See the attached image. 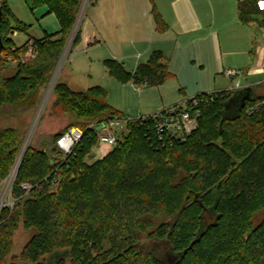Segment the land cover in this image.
<instances>
[{"label":"trees","instance_id":"1","mask_svg":"<svg viewBox=\"0 0 264 264\" xmlns=\"http://www.w3.org/2000/svg\"><path fill=\"white\" fill-rule=\"evenodd\" d=\"M9 1L0 0V115L36 108L39 89L52 76L81 6V0H28L32 10L47 7L61 28L30 37L34 55L23 59L29 42L15 46L12 35L29 26L15 17ZM95 1L89 0V7ZM152 10L161 26L160 14L155 6ZM237 11L242 24L261 17L254 0H237ZM80 39L81 27L72 49ZM13 62L18 63L14 74L5 75ZM105 65L121 83L152 87L171 76L159 51L131 73L116 60ZM54 89V112L72 113L80 121L70 127L85 135L65 160L56 143L70 127L54 137L51 151L28 147L12 187L13 208L0 210V264H66L69 258L71 264H264V219L258 221L264 212V105L248 113L264 94L251 87L252 97L239 114L223 120L234 91L215 93L199 106L196 130L174 146L157 144L151 124L130 119L117 147L88 163L98 144L88 126L124 116L101 87L77 92L59 83ZM22 142L18 130H0V185ZM24 183L33 188L23 190ZM21 224L33 235L15 257L12 238ZM142 237L155 249L140 244Z\"/></svg>","mask_w":264,"mask_h":264},{"label":"rangeland","instance_id":"2","mask_svg":"<svg viewBox=\"0 0 264 264\" xmlns=\"http://www.w3.org/2000/svg\"><path fill=\"white\" fill-rule=\"evenodd\" d=\"M84 1L86 0H81L80 12L78 14L80 17L78 20L79 28L82 25V20L90 5L88 0L87 7L83 10L82 5ZM8 6L19 21L29 26L28 31L25 33H13L12 40L15 46L20 47L27 42L31 43L30 37L38 39L43 37L45 33L54 34L61 28L57 17L53 14H49L45 6L32 10L28 4V0H10ZM263 24L264 18L259 17L251 24L244 25L248 34L253 37V42L251 43L250 41V49H253L256 43L261 45L264 44L260 28ZM231 30L234 31V28L230 26L226 29V33ZM77 33V30L73 32L72 29L52 76L40 87V99L36 108L26 113L17 112L14 115H0V130L14 128L19 131L23 140L20 152L31 133L32 135L28 147L31 146L39 150L46 149L51 151L54 146V137L65 131L68 127L79 123L80 120L76 119L72 113L56 114L54 112L53 106L57 99L54 88L59 83H67L70 87L66 85L71 90L73 89V91L77 92L86 91L92 87H101L107 91V102L111 107L121 114V116L131 119L151 115L172 106L183 105L186 100L202 93L228 91L234 87V83L222 74V70L225 72V70L230 69L229 61L222 54L225 50H220L218 46L214 48V51L211 50L205 55V57H207V66L203 69L199 68L198 60L196 63L191 62L193 59H197L192 56V50L177 51L174 59L176 60V64L178 62L177 60H180L177 64L180 77H176V74L170 69L169 71L173 73L172 75H175H171L161 85L142 87L140 85H133L132 83H121L111 76L104 67L103 61L117 59L124 64L126 70L133 71L137 64L147 61L148 58H140V56H138L137 49L129 44L131 41L130 39H108L97 42V40H94L95 38L88 40L86 36H84L72 49ZM238 34L239 33L236 35ZM232 44L231 47L233 49L235 47H233ZM33 55L34 48H28L24 52L23 59L31 58ZM229 60L231 61V58ZM239 62L242 63L243 61ZM17 65V62L11 63L5 75H13ZM173 66L175 67L176 65L173 63ZM216 69H219V71ZM241 69L242 68L238 70L241 71ZM247 70L248 69H245V72ZM56 71L57 78L53 81V76ZM246 79L248 83L264 82V73L261 75H247ZM239 81L242 86L245 84L246 81L243 75H240ZM236 92L237 96H239L242 89H236L234 94ZM258 93L264 94V83L263 87H260ZM232 110H239V103L237 100L233 104L231 111ZM101 128L102 127L99 129ZM114 131L119 136L123 131L126 132V128L124 126H116ZM100 155V149L96 146L92 149L86 161L88 163H93L98 160ZM18 157L19 155L17 156L10 174L17 167L16 163ZM10 174L0 185V209L4 207H9L11 209L15 203L11 190H9L10 185L8 180L10 179ZM263 219L264 212L260 214L258 221ZM161 221L162 218L156 219L158 224H160ZM32 235L33 232L27 231L23 224H21L18 230L13 234L11 256H19ZM140 244L148 245L152 250L155 249L153 243L146 237L140 239ZM70 262L71 260L69 258L66 264H71Z\"/></svg>","mask_w":264,"mask_h":264},{"label":"crops","instance_id":"3","mask_svg":"<svg viewBox=\"0 0 264 264\" xmlns=\"http://www.w3.org/2000/svg\"><path fill=\"white\" fill-rule=\"evenodd\" d=\"M154 6L161 16V26L154 18ZM244 25L238 18L237 0H96L82 20L81 39L84 36L88 40L95 38L97 42L130 39L129 44L137 49L138 56L148 58L145 63L154 52H161L167 59L168 70L171 69L178 78L177 64L180 60L176 64L174 59L177 51L192 50V56L197 59L191 62L198 60L199 68L203 69L207 66L205 55L218 46L220 50H225L222 54L229 61V68L238 71V76L229 80L234 84L238 81L241 85L239 77L243 75L246 82L240 89L253 87L260 94L258 91L264 82L248 83L246 78L247 75L264 73V44L255 42V47L250 49L253 37ZM230 26L234 31L226 33ZM231 44L235 48L232 49ZM109 60L103 61L106 70L105 62ZM111 60L121 63L129 73L145 64H137L133 71H128L121 61ZM240 68L242 72L238 70ZM245 69L248 70L245 72ZM222 74L225 75L224 70Z\"/></svg>","mask_w":264,"mask_h":264},{"label":"built area","instance_id":"4","mask_svg":"<svg viewBox=\"0 0 264 264\" xmlns=\"http://www.w3.org/2000/svg\"><path fill=\"white\" fill-rule=\"evenodd\" d=\"M254 4L258 15L264 18V6H262L264 5V0H254ZM260 28L264 38V24L261 25ZM32 44L33 41L29 43V49H32ZM224 73L229 79H235L238 76V71L234 69H227ZM240 88V83L236 81L234 87L228 91H235L236 89ZM215 93L220 92L206 93L204 96L199 94L191 99L186 100L183 105L172 106L151 115L142 116L136 119H140L143 123L148 122L151 124V132L155 136L157 144H160L161 146H174L176 143L185 142L188 137H190L196 130L198 126V118L201 114L199 106L205 101L210 99L213 100ZM263 105L264 101L255 104L249 109L248 113H253L259 110ZM130 119L131 118L128 117L104 118L101 121L94 122L88 126L87 130H89L90 133L97 138V146L101 152V155L98 159H102L117 147L119 136L114 131V128L116 126L125 127L127 121ZM100 127L102 128L99 129ZM84 135L85 131L81 128L70 127L57 139L56 146L61 151L64 160L69 156L74 155L75 148L82 140ZM18 163L19 158L16 165H18ZM15 169L13 170L12 176L8 180L11 194L17 175ZM37 187L38 186L36 185V188ZM32 188L33 186L31 184H22V189L25 191H30Z\"/></svg>","mask_w":264,"mask_h":264},{"label":"water","instance_id":"5","mask_svg":"<svg viewBox=\"0 0 264 264\" xmlns=\"http://www.w3.org/2000/svg\"><path fill=\"white\" fill-rule=\"evenodd\" d=\"M87 4H88V0L84 1L83 5H82V8L83 10L86 9L87 7ZM2 18H3V10H2V7H1V4H0V27H1V21H2ZM79 16L77 18V22L75 23L74 25V28H73V32L75 30L78 31L79 29ZM3 49V42H2V39L0 38V51ZM57 78V71L55 72L54 76H53V81ZM252 97V90L251 88H242V92L239 94V96H237V92L233 95V97L230 99V101H228L226 103V107H225V111H224V119L225 120L226 118H232V117H235L239 114L240 110H241V107L243 105V103L245 101H247L248 99H250ZM234 98V99H233ZM238 101L239 103V110H232L231 111V108L233 107V104L235 103V101ZM31 134H29L28 138H27V142H25L24 146H23V149L22 151L20 152L19 154V163L15 169V172L18 173L19 171V168H20V164L22 162V159L27 151V148H28V145H29V141L31 139ZM13 174V171L12 173L10 174L9 177H11Z\"/></svg>","mask_w":264,"mask_h":264},{"label":"snow or ice","instance_id":"6","mask_svg":"<svg viewBox=\"0 0 264 264\" xmlns=\"http://www.w3.org/2000/svg\"><path fill=\"white\" fill-rule=\"evenodd\" d=\"M262 6H264V5H262Z\"/></svg>","mask_w":264,"mask_h":264}]
</instances>
